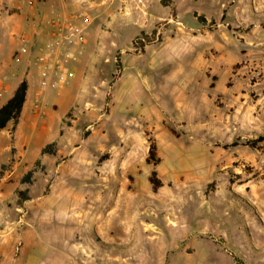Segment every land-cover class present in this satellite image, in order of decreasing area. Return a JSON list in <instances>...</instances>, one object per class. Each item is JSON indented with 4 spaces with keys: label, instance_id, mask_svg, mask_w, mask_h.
<instances>
[{
    "label": "rangeland",
    "instance_id": "obj_1",
    "mask_svg": "<svg viewBox=\"0 0 264 264\" xmlns=\"http://www.w3.org/2000/svg\"><path fill=\"white\" fill-rule=\"evenodd\" d=\"M99 4L69 140L0 170V264H264V0Z\"/></svg>",
    "mask_w": 264,
    "mask_h": 264
},
{
    "label": "crops",
    "instance_id": "obj_2",
    "mask_svg": "<svg viewBox=\"0 0 264 264\" xmlns=\"http://www.w3.org/2000/svg\"><path fill=\"white\" fill-rule=\"evenodd\" d=\"M99 3L100 0H37L30 6L24 0H0V91L3 93L1 98L8 94L5 102L0 103V108L13 97L25 78L28 83L26 103L16 125L15 138L10 135V142L2 144V133L5 130L9 133L10 123L0 131V158L6 155L4 160H0V170L11 163L12 169L16 170L21 165H34L37 161H42L47 168L54 157L43 155V149L58 140L60 142L69 140L68 136L63 135V120L78 103L84 105L86 86L83 77L86 73L93 74L95 71L93 63H97L92 61L90 49L85 45L66 48L78 56V61L67 66V69L75 72V77L65 87L39 91L37 74L32 69L31 75L28 76L27 70L37 50L50 41V22L54 17L67 19L78 12H92L100 5ZM17 6H20V11L15 10ZM86 31L87 28L84 29L85 35ZM23 35L30 40L29 52L18 57L20 38ZM59 109L63 113L57 115L56 111ZM43 110L45 115L42 118L40 113ZM12 149L16 150L14 154ZM30 153L33 154L31 158ZM50 203L55 204L54 201ZM6 253L7 248H0V254ZM10 257L11 254H8V258ZM22 258L23 254L18 264H24Z\"/></svg>",
    "mask_w": 264,
    "mask_h": 264
},
{
    "label": "built area",
    "instance_id": "obj_3",
    "mask_svg": "<svg viewBox=\"0 0 264 264\" xmlns=\"http://www.w3.org/2000/svg\"><path fill=\"white\" fill-rule=\"evenodd\" d=\"M33 6L37 0H24ZM20 9V6H17ZM91 21L86 12L72 14L69 18L54 17L50 22V41L44 47L39 48L34 54L29 66L28 76L33 69L39 82V91L46 89H59L69 85L75 77L73 70L67 69L71 63L78 61V56L66 48L72 46H84L86 35L84 27ZM30 40L23 35L20 38V48L17 56L21 57L29 52ZM3 96L0 91V98Z\"/></svg>",
    "mask_w": 264,
    "mask_h": 264
},
{
    "label": "trees",
    "instance_id": "obj_4",
    "mask_svg": "<svg viewBox=\"0 0 264 264\" xmlns=\"http://www.w3.org/2000/svg\"><path fill=\"white\" fill-rule=\"evenodd\" d=\"M170 3H171V0H162V4L165 6L170 5ZM198 19L200 20V22H205V19L203 16H198ZM150 43H152V40L147 35L145 36V40L138 38L134 41L135 47L137 49H140V50H143ZM119 67H120V65H119ZM27 93H28V83L26 80H24L18 86L13 97L11 99H9L7 101V103L4 104L0 108V131L5 129L9 123H13L15 125L18 124L19 119H20L21 114H22V111H23V108H24V105L26 103ZM262 140H263V138L260 137L259 141H262ZM54 145H55V143H52V144H49L48 146H46L43 149L42 154L45 155V154L49 153L52 150ZM160 161H161L160 158H158V156H157V146H156V144H152L150 146L149 155L147 158V163L158 165L160 163ZM31 176H32V172H29L26 175V177L24 178V183H29ZM150 181H151L155 190H157L161 186V182L157 177L156 171L152 172V175L150 177ZM27 193H28L27 190L20 192V194L22 195V198L20 199L19 204H22L23 201L28 200ZM234 261L236 264H246L243 260L239 259L236 256H234Z\"/></svg>",
    "mask_w": 264,
    "mask_h": 264
}]
</instances>
